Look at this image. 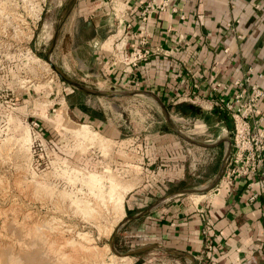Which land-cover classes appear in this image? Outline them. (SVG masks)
Instances as JSON below:
<instances>
[{
    "label": "rangeland",
    "instance_id": "1",
    "mask_svg": "<svg viewBox=\"0 0 264 264\" xmlns=\"http://www.w3.org/2000/svg\"><path fill=\"white\" fill-rule=\"evenodd\" d=\"M69 2L0 0V264H137L136 254L129 256L138 247L125 223L124 202L135 192L151 198L170 192L161 174L168 163L163 135L186 153L183 164L190 184L201 162L198 152H204L169 128L153 96L94 97L56 74L48 60L88 90L143 91L86 76L89 70L71 52L65 20L60 25ZM71 101L103 110L104 124L76 118L68 109ZM193 106L202 118H187L168 107L172 125L198 143L220 144L226 137L221 148H227L230 158L232 120L228 117L227 134L220 125L213 128L211 112L217 108L209 109L210 103ZM205 156L213 158V152Z\"/></svg>",
    "mask_w": 264,
    "mask_h": 264
},
{
    "label": "crops",
    "instance_id": "2",
    "mask_svg": "<svg viewBox=\"0 0 264 264\" xmlns=\"http://www.w3.org/2000/svg\"><path fill=\"white\" fill-rule=\"evenodd\" d=\"M150 1L77 0L64 25L71 52L89 70L86 76L106 77L103 85L141 88L157 94L166 108H179L213 103L225 94L221 86L237 91L233 82L251 69L263 91L258 112L264 129V78H256L264 76V0H169L163 12L149 13L143 21ZM137 52L142 57L135 61ZM69 105L71 114L87 123L106 120L100 108ZM218 115L213 128L220 125L227 133L231 122ZM185 117L202 118L199 112ZM161 143L168 161L161 174L170 192L156 198L135 192L124 202L135 251L140 250L136 263L264 264V176L227 180V148L213 143L217 147L198 152L201 162L190 184L186 153L168 134ZM210 152L213 158L207 159ZM222 171L210 193L180 194L210 186Z\"/></svg>",
    "mask_w": 264,
    "mask_h": 264
},
{
    "label": "built area",
    "instance_id": "3",
    "mask_svg": "<svg viewBox=\"0 0 264 264\" xmlns=\"http://www.w3.org/2000/svg\"><path fill=\"white\" fill-rule=\"evenodd\" d=\"M168 5L169 0H151L144 8L142 20H146L149 13L163 12ZM141 57L142 54L137 52L133 60ZM247 73L244 78L233 82L232 88H237V91L232 92L230 88L221 86L224 96L216 98L209 107L226 113L233 124L227 180L233 177L247 178L258 173L264 176V129H261L262 117L258 112L263 91L258 83L253 82L252 70L249 69ZM256 78L263 80L264 76L256 74Z\"/></svg>",
    "mask_w": 264,
    "mask_h": 264
},
{
    "label": "water",
    "instance_id": "4",
    "mask_svg": "<svg viewBox=\"0 0 264 264\" xmlns=\"http://www.w3.org/2000/svg\"><path fill=\"white\" fill-rule=\"evenodd\" d=\"M77 5V0H70L62 18H61V22H60V25L61 23L63 22V20L66 19V17L68 16L69 13H71L73 11V9L76 7ZM59 30V29H58ZM56 37V36H55ZM55 40L56 38H54L53 42H52V48L53 46L55 45ZM51 48V50H52ZM50 50V52H51ZM48 63L49 65L51 66V68L56 72V74L61 78L63 79L67 84H69L70 86H72L73 88L79 90L80 92L84 93V94H87V95H90V96H94V97H99V98H108V99H112V98H124V97H127V96H135V95H142V94H148V95H151L153 96L154 98L158 99L160 102V97L155 94V93H152V92H148V91H135V92H113V93H106V92H99V91H92V90H88L87 88L85 87H82L81 85L75 83V82H72L70 80H68L67 78H65L61 73H59L53 64H51V62L48 60ZM165 120L167 122V125L169 126V128L179 137L181 138L184 142L192 145V146H196V147H200L202 149H213L214 147H217L216 145H213V144H203V143H198V142H194L192 140H189L187 138H184L183 136H181V134H179V132L175 129V127L172 125L171 123V116H170V113L168 111V109L166 108L165 106ZM229 151L226 152L227 156H226V160L224 162V166L223 168L225 169V164L227 163L228 159H229ZM223 174V171L220 172L216 179L214 180V182H212V184L210 186H208V188L206 190H202V191H199V190H185V191H182L180 192V194H186V195H196V194H205V193H208L209 191H211L213 188H214V185L216 184V182L221 178ZM128 220L125 221V223H127ZM140 250L138 251H134L133 253H130L129 256H132L136 253H138Z\"/></svg>",
    "mask_w": 264,
    "mask_h": 264
},
{
    "label": "trees",
    "instance_id": "5",
    "mask_svg": "<svg viewBox=\"0 0 264 264\" xmlns=\"http://www.w3.org/2000/svg\"><path fill=\"white\" fill-rule=\"evenodd\" d=\"M177 109H179V111L178 112H180V113H182V111H183V115H185V116H188L189 114L191 115H193L195 112H196V108L194 107V106H191V105H189V106H181V107H179V108H177ZM187 111H189V112H187ZM212 115H217L218 114V112H217V110H213L212 112ZM218 116H222V114H220L219 113V115ZM219 117V118H220ZM230 123V122H229Z\"/></svg>",
    "mask_w": 264,
    "mask_h": 264
},
{
    "label": "bare ground",
    "instance_id": "6",
    "mask_svg": "<svg viewBox=\"0 0 264 264\" xmlns=\"http://www.w3.org/2000/svg\"><path fill=\"white\" fill-rule=\"evenodd\" d=\"M75 1V0H74ZM156 103H157V105L159 106V108L163 111V112H165V106H164V104L162 103V102H160L159 100H154ZM152 104V103H151ZM187 122V121H186ZM184 123V122H183ZM181 126H183V125H181ZM81 128H86V126H84V125H81L80 126ZM194 127V126H193ZM87 130V129H86ZM87 132V131H86ZM188 133V132H187ZM86 134V133H85ZM184 136V135H183ZM189 140H191V139H189ZM223 140L222 139H220V143L222 142ZM225 142H228V140L226 139V137H225ZM119 258H128V257H125V256H122V257H119Z\"/></svg>",
    "mask_w": 264,
    "mask_h": 264
}]
</instances>
